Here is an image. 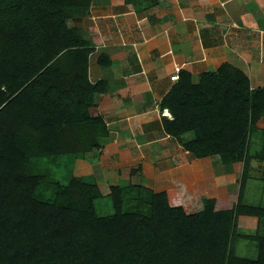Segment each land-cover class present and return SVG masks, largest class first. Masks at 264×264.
<instances>
[{"label": "trees", "instance_id": "1", "mask_svg": "<svg viewBox=\"0 0 264 264\" xmlns=\"http://www.w3.org/2000/svg\"><path fill=\"white\" fill-rule=\"evenodd\" d=\"M90 5L0 0V264H264V236L238 225L241 215L264 218L263 204L244 200L264 87L230 62L182 69L161 102L173 117H163L165 131L194 157L242 163L227 199L205 198L189 213L166 191L117 184L105 213L96 182L62 179L67 160L100 150L109 135L96 99L107 83L90 80L91 42L69 24ZM243 238L258 241L257 257L237 255Z\"/></svg>", "mask_w": 264, "mask_h": 264}, {"label": "crops", "instance_id": "2", "mask_svg": "<svg viewBox=\"0 0 264 264\" xmlns=\"http://www.w3.org/2000/svg\"><path fill=\"white\" fill-rule=\"evenodd\" d=\"M87 15L91 25L82 28L79 19L76 26L92 39H87L93 48L90 80L107 83L96 98L109 130L102 143L123 146L133 162L141 156L137 172L145 185L151 180L152 188L167 192L172 205L186 209L190 196L203 190L191 176L195 166L204 162L210 167L212 159L219 177L234 175L241 163L229 169L217 156H192L165 131L163 117H173L161 107L162 99L176 82L171 79L176 65L198 75L230 62L248 74L252 87H264V0H91ZM103 54L109 61L104 55L100 62ZM258 124L264 126V117ZM252 148L253 171L264 160V149L261 157L254 143ZM226 186L216 197L227 199L234 188ZM220 187L213 190L220 192Z\"/></svg>", "mask_w": 264, "mask_h": 264}, {"label": "rangeland", "instance_id": "3", "mask_svg": "<svg viewBox=\"0 0 264 264\" xmlns=\"http://www.w3.org/2000/svg\"><path fill=\"white\" fill-rule=\"evenodd\" d=\"M87 14L88 12H85L84 10L81 11L79 14H77L78 16L73 21L69 20V24L80 26L77 23V20L81 19L80 22H83L81 24L82 28H87L89 25H91L92 22V19H90ZM83 30L84 29H82L83 36L86 39L92 41V39L88 37L89 33H86ZM258 126L260 128H264V126L261 124H258ZM257 135H259L260 137L256 136L255 138H253L254 148L261 151L264 149V147L261 144L262 142L260 141V139L264 137V131H260ZM190 136L191 133H189L186 138ZM108 141L110 142L111 140L108 139ZM111 142H114V140H112ZM105 144L106 140H103V147L100 150L87 153L82 157H72L69 161L67 160L65 162L66 166L63 165L61 172L62 179L65 182H67L71 176H77L79 178H84L89 182L94 181L99 185V187L101 186L100 189L105 196L98 202V207L102 212L108 213L112 211L111 200L107 196V194L110 193V187L112 186V183L115 184L119 182V185L131 183L145 185V180L142 177L141 173L138 176V172H141V164L138 163L139 161H141V156L133 159L134 161H137L133 162L132 160H128L131 158L125 156L126 150L123 146L116 143H113L111 145L109 143L106 146ZM204 164V162L199 163V165L195 166L192 170L191 176L197 179L196 181L198 188H201L203 190L200 191L199 195H191L190 198L192 197V199H190L189 202H187V200L185 201L187 202L185 204V210H187V212L189 213L201 210L203 207V199L214 198L218 196V194H224L225 190L228 189V187L226 186L227 183H231L232 186H230L229 188L231 189V187H233L234 190L237 189L239 185L238 181L241 175L242 163L236 165L234 175L232 173L220 175L219 177H216L218 170L213 167L214 163L212 162V159L209 162V164H211V168L209 167L208 163H206L207 165ZM258 164H260V168L256 165L252 166V168L254 169L253 171L249 170V176L247 179L248 183L246 184L244 200L248 203H261L264 205V160L262 162L259 161ZM149 175L152 176V172H150ZM230 175L233 176L226 180V182L222 180L223 176L227 178ZM146 179L148 180L151 178L146 177ZM148 181V186L151 187V180ZM220 185L221 193L218 190V192L213 190V188L215 189ZM152 189L154 191H157V189L159 188L154 186V188ZM172 195H174V193ZM238 225L239 232L242 231V233L245 234L264 236V218L262 220H259V218L255 216L241 215L239 217ZM258 251L259 246L257 240L243 238L238 239L236 243V253L239 256L255 258L258 255Z\"/></svg>", "mask_w": 264, "mask_h": 264}, {"label": "built area", "instance_id": "4", "mask_svg": "<svg viewBox=\"0 0 264 264\" xmlns=\"http://www.w3.org/2000/svg\"><path fill=\"white\" fill-rule=\"evenodd\" d=\"M183 69V66L181 65H176L175 68H174V74L171 75V79L173 81H177L179 79V75H180V72L181 70Z\"/></svg>", "mask_w": 264, "mask_h": 264}]
</instances>
